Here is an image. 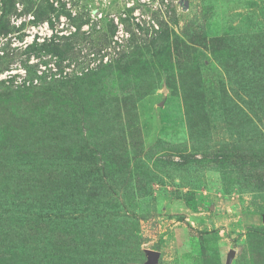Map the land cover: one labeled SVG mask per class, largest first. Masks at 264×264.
<instances>
[{
  "label": "rangeland",
  "instance_id": "rangeland-1",
  "mask_svg": "<svg viewBox=\"0 0 264 264\" xmlns=\"http://www.w3.org/2000/svg\"><path fill=\"white\" fill-rule=\"evenodd\" d=\"M0 25V129L43 132L0 139V264H264V0H0Z\"/></svg>",
  "mask_w": 264,
  "mask_h": 264
},
{
  "label": "trees",
  "instance_id": "trees-1",
  "mask_svg": "<svg viewBox=\"0 0 264 264\" xmlns=\"http://www.w3.org/2000/svg\"><path fill=\"white\" fill-rule=\"evenodd\" d=\"M39 15H40V10L36 9L34 11V17L37 18ZM6 33H7L6 28H2V26L0 25V35H5ZM69 38H71V37H69ZM9 49H10V46L6 40V42L3 45V50H2L3 54L5 53L6 50H9ZM0 57H2V56H0ZM80 65L86 71L85 73H83L84 71L81 72V73H83V75H85V74L89 75L92 72H94V73L97 72L98 65L95 62V60L92 58H88V57H87V59L84 58L83 60H81ZM7 81L9 82L8 84L11 87H10V89L5 90L6 94H3V95H5V97H11L10 95L15 94V93H18V96H19L21 94L20 92L29 91L31 88V87H29V85L25 86V81H23V83L20 84L22 86L18 85V86H14V87H12V83L14 82V80L12 81V79H9ZM54 81H56V79H52V77H51V79L48 82L52 83ZM3 82H5V81H3ZM0 95H2V94H0ZM0 98H2V97L0 96ZM29 120H30L29 118H24L23 120H19V119H15L13 116H11V119L9 121H7V123H5L3 125V127L0 129V139L9 140L10 136H11V137H13V139H15L16 143L21 142L24 149H26V147L29 149L33 145L37 146L39 144V141H40V139L38 138V137H40V135H39V132H37V131L38 130L41 131V128L37 125H31ZM55 123H57V122H55V121L51 122V124H53V126ZM95 123L97 124V122H95ZM57 124L60 126V128H58L57 130H60L62 128L67 129L68 126H70V125L72 126V122H65L63 120V118H61ZM93 126H95L94 123H93ZM42 133L43 132L41 131V134ZM29 142H31V143H29ZM34 150L35 149L33 148L31 151L34 152ZM26 185L30 189L33 188L29 183Z\"/></svg>",
  "mask_w": 264,
  "mask_h": 264
}]
</instances>
